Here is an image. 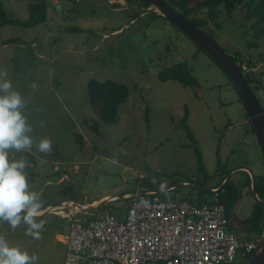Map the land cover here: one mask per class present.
Instances as JSON below:
<instances>
[{
    "label": "rangeland",
    "instance_id": "1",
    "mask_svg": "<svg viewBox=\"0 0 264 264\" xmlns=\"http://www.w3.org/2000/svg\"><path fill=\"white\" fill-rule=\"evenodd\" d=\"M29 1L2 0L9 16L19 20L29 18ZM126 1L46 0L45 22L0 27V69L8 71L14 89L25 98L23 111L34 141L31 150H10V159L25 160L30 189L38 192L43 188L39 192L43 207L64 199L86 204L104 195L136 193L140 173L147 174L141 187L157 190L160 198L198 203L211 198L210 190L221 185L225 175L232 174L235 183L243 179L242 186L246 172L251 185L244 188L235 212L248 217L256 203L252 175L260 180L264 161L237 89L227 72L182 30L142 8L133 19L140 4ZM243 9L239 7L230 15L222 10L219 25L209 22L202 29L226 52L241 53L242 61L235 63L242 69L243 63L245 70L253 73L257 87L252 91L264 107V38L256 45L248 44L256 39ZM205 10H198L197 16L204 17ZM9 38L17 41L2 45ZM180 62L191 68L196 86L159 79L162 69ZM91 78L115 80L130 88L128 99L120 105L119 121L100 122L99 133L89 123L96 117L88 99ZM32 83L36 88L30 87ZM147 107L149 127L144 118ZM186 113L205 171L199 168L193 141L182 124ZM76 133L83 135L84 145L76 141ZM45 137L53 142L51 153L37 148ZM55 164L60 166L58 173L53 172ZM65 173L68 179L64 183L42 185ZM161 184L164 193H160ZM169 187L175 189L168 191ZM128 197L87 211L97 215L105 208L114 213L117 209L127 211ZM81 210L69 219L53 212L40 217L45 223L39 240L24 235V224L13 231L0 221V234L11 245L35 253V264H64L69 221L82 217ZM249 261L238 257L232 264Z\"/></svg>",
    "mask_w": 264,
    "mask_h": 264
},
{
    "label": "built area",
    "instance_id": "2",
    "mask_svg": "<svg viewBox=\"0 0 264 264\" xmlns=\"http://www.w3.org/2000/svg\"><path fill=\"white\" fill-rule=\"evenodd\" d=\"M146 175L138 174L124 218L105 208L87 220L70 219L64 264H232L252 254L256 240L241 238L229 226L220 200L224 188H213L203 203L163 199L141 187ZM75 209L73 215L80 210Z\"/></svg>",
    "mask_w": 264,
    "mask_h": 264
},
{
    "label": "trees",
    "instance_id": "3",
    "mask_svg": "<svg viewBox=\"0 0 264 264\" xmlns=\"http://www.w3.org/2000/svg\"><path fill=\"white\" fill-rule=\"evenodd\" d=\"M137 1L140 4V9L136 14H132L133 19L139 16V14L141 13L140 12L141 8L145 10L147 7H149V4L146 1L144 0H137ZM160 1H162L164 4H166L170 9H172L176 13L180 14L182 17L186 18L190 23H192L197 28L201 29L203 32H205L202 29L203 26H205L209 22L219 25L220 22L219 17L222 10L225 11L227 15H230L233 13L234 10H236L239 7L246 8L243 9L245 10L246 13L244 19L250 21L249 27L253 30V36L256 39L249 41L248 44L251 43L256 45L257 40L264 38V0H202L192 5L190 4L192 0H160ZM203 7L206 9L205 12H203L205 13L204 14L205 16L198 17L196 12ZM28 8L30 12L29 18L27 20H19L18 18H12L9 16V14L4 9L2 0H0V27L5 23H19L23 26H33L45 22L47 20L48 4L46 0H30L28 3ZM149 13H151L154 16V18H159V17L165 18L164 16L156 12H149ZM16 41H17L16 38H9L3 41L2 45H6L8 43H13ZM231 54L236 63L238 62L240 63V61H242V56L240 52H234ZM248 63L250 65L253 63L251 58L248 59ZM241 70L245 80L249 83L252 89L251 84L255 80L252 77L253 73H251L250 71H244L242 68ZM191 71H192L191 68H189L185 62H180L167 66L166 68L162 69L159 72L158 77L161 81L172 80L179 82L184 86H196L198 84V81L191 74ZM231 83L233 84L232 81ZM233 86L235 87L234 84ZM253 87L256 88L257 84H255ZM87 91H88V99L92 111L96 116L95 118H92V122H89L90 127L95 132L99 133V126L101 125L100 122L108 123V124L117 123L119 121L120 105L123 104L128 99L130 88L124 83L115 80L108 79L101 81L96 78H91L87 83ZM239 96L240 99L242 100L240 93ZM244 108L246 110L245 105ZM262 109L264 110V107H262ZM246 114L249 118V114L247 110H246ZM188 116H189L188 113L184 115L182 119V124L184 129L187 131L189 137L193 141L192 146L197 156L199 168L202 171H205L206 167L202 152L199 146L197 145V141L193 130L187 124ZM144 118L147 126L149 127L150 119H149L148 107L146 108ZM251 128L253 129L252 126ZM75 139L81 145H84V137L82 134L76 133ZM245 174H246V181L241 187L237 186L231 179L225 181L224 183L225 192L224 194H222L220 200L226 206V216L228 218L229 226L237 231L236 229L238 227L237 224H240V229H238L239 232L237 231V234L241 238L247 237L246 235H249L251 238L256 240L259 236L262 235L264 231V206L255 203L254 206L255 208L253 209V212L248 217H244V218L240 217L234 211L235 208L234 206L236 202L239 201L244 195V188L247 186L250 187L251 185V178L249 174L246 172ZM225 178L226 175L222 178L221 182H223ZM256 189H257V193H259L260 196L264 198L263 175L261 176L259 181H256ZM211 194L212 191L210 190V195ZM128 199L130 200V197ZM207 200L209 199L199 201L198 203H203ZM112 213L115 216L121 217L120 214H115L114 212ZM248 258H250V256Z\"/></svg>",
    "mask_w": 264,
    "mask_h": 264
},
{
    "label": "clouds",
    "instance_id": "4",
    "mask_svg": "<svg viewBox=\"0 0 264 264\" xmlns=\"http://www.w3.org/2000/svg\"><path fill=\"white\" fill-rule=\"evenodd\" d=\"M108 2L113 4L116 1ZM242 67L244 71H250L245 70L243 63ZM254 85L253 82L251 86ZM30 87L36 88V84L32 83ZM24 108L25 98L23 94L14 89L8 71L0 69V221L7 222L13 231L24 224L27 226L24 235L33 240H39L45 223L39 219L42 216V194L30 189L28 176L25 172V160L10 159L9 155L10 150L20 152L31 150L33 147L34 141L30 135L32 126L28 123L23 111ZM37 148L42 153H51L53 150L51 138L40 139ZM55 171L58 170L55 169ZM231 175L228 179H226V175L225 180L220 185L221 187H224L225 181L232 178ZM160 190L164 193V184L160 185ZM157 196H159L158 191ZM143 203L147 204V201H143ZM37 259L38 256L35 253L30 254L21 246L11 245L5 235L0 234V264H35Z\"/></svg>",
    "mask_w": 264,
    "mask_h": 264
},
{
    "label": "water",
    "instance_id": "5",
    "mask_svg": "<svg viewBox=\"0 0 264 264\" xmlns=\"http://www.w3.org/2000/svg\"><path fill=\"white\" fill-rule=\"evenodd\" d=\"M144 1L149 4V7L145 9L146 12H156L164 16L169 22H171L177 28L182 30L186 35L192 38L197 43V45H199L203 50H205L212 57V59L217 62L224 71L227 72L235 87L239 91L242 101L249 114L251 125L256 134L257 143L261 149L264 161V111L257 97L252 91L250 85L243 77L242 72L239 66L235 63L232 55L229 52H226L221 45L216 43L215 40L209 34L203 32L201 29L194 26L186 18L182 17L180 14L170 9L162 1ZM230 175L231 174L227 175L226 179H228ZM252 187V193L255 197L256 203L264 206V199L259 198V196H257L256 179L254 175H252ZM108 201L109 199L105 198L96 205H90L91 207L88 206V208H98L107 203ZM62 210L65 212L67 211L65 208L63 209L57 205L48 206L45 210L42 211V216L50 212L55 213ZM248 264H264V231L261 235V238L256 243V247L253 253L251 254L250 261Z\"/></svg>",
    "mask_w": 264,
    "mask_h": 264
},
{
    "label": "crops",
    "instance_id": "6",
    "mask_svg": "<svg viewBox=\"0 0 264 264\" xmlns=\"http://www.w3.org/2000/svg\"><path fill=\"white\" fill-rule=\"evenodd\" d=\"M119 1H121V3L122 4H125L127 1L126 0H119ZM125 1V2H124ZM48 4V3H47ZM47 13H48V8H47ZM117 31H118V29H116ZM5 46V45H4ZM55 169H57L58 171H55ZM59 170H60V166H58L57 164H55L54 166H53V172L54 173H58L59 172ZM140 174H144V173H140ZM65 178H67L68 179V174H62L58 179H56L55 181L54 180H51V179H48V180H46V181H44L43 182V184L42 185H45V186H47V185H49V184H53V183H55V184H61V183H64V181L66 180ZM219 186H220V184H219ZM39 186H37V188H38ZM218 187V186H217ZM170 189L168 190V191H172V190H174L175 188H172V187H169ZM222 188H224L225 189V187H222ZM41 189H43L42 187L39 189V191L38 192H41L40 190ZM125 194V196H119V195H104V196H102L101 198H99V199H96V200H93V201H91V202H87L86 204H82L81 202H78V201H74V200H71V199H64L63 201H61L60 203H49L48 204V206H54V205H57V206H60L61 208H65L67 211L65 212V211H58V212H55L57 215H60L61 217H65L66 219H69V217L71 218V217H73V214L72 213H70V212H72L71 210L73 209H75V207H68V203H73V204H75V206H77L79 209H81V208H83V210H84V213H83V216L82 217H80V218H78V219H80V220H82V219H88V218H90V217H92L93 215H97V214H95L94 212H92V211H87V209H88V206H92V205H96V204H98L100 201H102V200H104L105 198L106 199H109V201H114V200H118V198H126L127 196H129V195H131V193H124ZM134 194V193H133ZM243 197H244V195H243ZM243 197L240 199V200H242L243 199ZM183 199H186V198H183ZM239 200V201H240ZM239 201H237L236 202V204H235V208H234V211H236V208L238 209V203H239ZM47 206V207H48ZM90 206V207H91ZM47 207H42V211L43 210H45ZM69 208V209H68ZM103 208H105V207H103ZM79 209H75V210H79ZM102 209V208H101ZM83 210H81L82 212H83ZM92 210H98V208L96 207V208H94V209H92ZM100 210V209H99ZM111 210V209H110ZM119 209H117V211H115V214H120L121 215V217L119 216H117L118 218H124L125 216H126V213H127V211H123V210H121V211H119ZM111 212H113L112 210H111ZM66 213H68V214H70V215H67ZM66 214V215H65ZM101 214V213H100ZM99 214V215H100ZM237 214V213H236ZM74 215H78V214H74ZM99 215H97V216H99ZM69 216V217H68ZM41 217H43V216H41ZM64 219V218H63ZM248 238L250 237L249 235H246ZM239 257H244V256H241V255H239ZM238 259V258H237ZM250 259V258H249Z\"/></svg>",
    "mask_w": 264,
    "mask_h": 264
},
{
    "label": "flooded vegetation",
    "instance_id": "7",
    "mask_svg": "<svg viewBox=\"0 0 264 264\" xmlns=\"http://www.w3.org/2000/svg\"><path fill=\"white\" fill-rule=\"evenodd\" d=\"M234 182V181H233ZM243 182V179H237V183H235L237 186H241V183ZM258 196H259V198H262L261 196H260V194L258 193ZM262 199H264V198H262ZM255 208V207H254ZM238 225V227H237V229H240V224H237Z\"/></svg>",
    "mask_w": 264,
    "mask_h": 264
}]
</instances>
